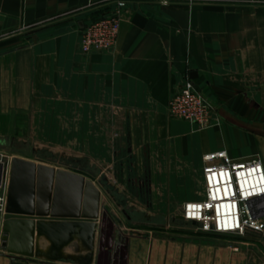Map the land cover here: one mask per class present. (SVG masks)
<instances>
[{
  "label": "crops",
  "instance_id": "obj_1",
  "mask_svg": "<svg viewBox=\"0 0 264 264\" xmlns=\"http://www.w3.org/2000/svg\"><path fill=\"white\" fill-rule=\"evenodd\" d=\"M102 6L103 0H0V135H19L21 120L45 113L49 136L64 137L65 150L78 147L104 169L95 175L86 165L77 173L109 185L125 200L127 216L128 206L162 214L201 200L207 153L225 150L235 162L259 159L264 166V0H137L122 12L115 47L84 54L83 31ZM187 79L214 108L207 129L168 114ZM107 205L99 215H108ZM131 226L149 235L123 233L108 243L98 219L92 264H264V231L222 242L184 234L169 240L166 227ZM76 247L64 255L82 256ZM20 258L0 250V264Z\"/></svg>",
  "mask_w": 264,
  "mask_h": 264
},
{
  "label": "built area",
  "instance_id": "obj_2",
  "mask_svg": "<svg viewBox=\"0 0 264 264\" xmlns=\"http://www.w3.org/2000/svg\"><path fill=\"white\" fill-rule=\"evenodd\" d=\"M137 0H103L100 14L85 27L80 43L84 54L113 49L117 43L121 15ZM170 5L172 0H155ZM193 1V0H189ZM254 3V1H250ZM255 4V3H254ZM171 118L184 120L207 129L214 108L187 79L181 92L169 101ZM1 163V162H0ZM204 197L182 206L183 220L196 222L197 230L207 236L245 237L264 231V166L259 159L235 162L225 150L203 156ZM5 170V164L2 163ZM9 176L0 175V237L6 217Z\"/></svg>",
  "mask_w": 264,
  "mask_h": 264
},
{
  "label": "rangeland",
  "instance_id": "obj_3",
  "mask_svg": "<svg viewBox=\"0 0 264 264\" xmlns=\"http://www.w3.org/2000/svg\"><path fill=\"white\" fill-rule=\"evenodd\" d=\"M14 42V40L12 41ZM42 114L38 113L31 116H36L39 118H29L26 120H21L19 129L21 134L19 135H0V165L5 164V171L9 176V183L12 175V167L15 160L22 162L21 170L23 171V176L25 177V184L28 186V191L24 196H20L24 200V206L29 207L30 203H33L35 209L38 206H46V204L50 201L53 193V180L49 171H57L62 170L69 173L80 175L77 172H81V170L86 169V165L89 166L90 172L95 175L103 174V168L100 167L97 162L91 163L86 156L82 157L81 152L79 150L75 151V148L72 145L71 150L70 146L65 150L64 146V137H54L49 136L47 134L48 125L52 120L41 119ZM43 134H39V132ZM57 142H56V141ZM74 149V150H72ZM97 161V160H95ZM3 167V166H2ZM4 169V168H3ZM44 169V170H43ZM101 182V181H100ZM97 183V186L94 187L100 193V200L98 203V213L99 209L103 206L104 200L101 198V190L104 195L110 196V203L112 207L107 205L106 209L108 215L106 217L99 215L100 222H105L107 225V234L106 242L112 243L115 238L121 236L123 239V233L130 234H143L144 236H148L149 232L145 231L144 228H137L140 232L133 230L135 227H132V224L140 225V226H152L154 230L158 229L160 231V227H166L165 233H162V236L168 237L169 240L176 238L182 234L185 235L186 239H196L197 237H205V239L211 240H219V241H238L239 237H234L231 235L227 236H207L200 233L196 226L192 223H189L185 220L179 219L178 217L181 215V208H173L169 210V212H164L162 214H153V212H145L135 213L134 207L128 206L126 210L128 211V216L123 213L122 201H125L122 198L116 197L113 194L109 185L104 183ZM194 185H197L195 180ZM99 189H98V188ZM9 188V185H8ZM195 186L192 188L191 192H195ZM201 190V186H200ZM102 194V195H103ZM195 194V193H194ZM8 195V191H7ZM103 197V196H102ZM131 201V200H130ZM128 205V203L125 202ZM126 205V206H127ZM24 228L22 225H13L11 229L2 230V236L0 237V250L1 253L5 252L11 255H18L21 257L20 259L24 260L23 263H15V264H30L32 260L27 258H36V256L31 255L30 250L32 245L35 244V240L33 241L29 235V233L20 234L17 232L15 227ZM115 228L124 227L126 228L125 232H117ZM113 229V232H112ZM152 229V230H153ZM23 230V229H22ZM25 230V229H24ZM150 230V229H146ZM142 231V232H141ZM11 237L14 239V245L12 247H1V241H3L4 236ZM157 235V234H156ZM97 237V236H96ZM97 239V238H96ZM95 239V240H96ZM73 244V243H72ZM71 244V245H72ZM70 245V246H71ZM77 245V244H76ZM111 245V244H110ZM40 246H42V250H47L50 248L49 242L46 239L40 240ZM47 246V247H46ZM44 247V248H43ZM46 247V248H45ZM96 247V246H95ZM45 250V251H46ZM112 249H109L111 253ZM78 252V247L75 249ZM74 251V252H75ZM73 255V254H71ZM95 255V249L93 254V260ZM111 255V254H110ZM83 256V255H82ZM78 255V257H82ZM75 263V262H73Z\"/></svg>",
  "mask_w": 264,
  "mask_h": 264
},
{
  "label": "water",
  "instance_id": "obj_4",
  "mask_svg": "<svg viewBox=\"0 0 264 264\" xmlns=\"http://www.w3.org/2000/svg\"><path fill=\"white\" fill-rule=\"evenodd\" d=\"M22 162L15 160L8 188L6 219L3 228L13 225L18 233H29L35 242L30 254L51 260H72L79 264H92L98 228V203L100 193L94 185L82 175L62 170L49 171L53 180V193L46 206L34 208L33 203L25 207L24 196L28 191L21 170ZM44 170V169H43ZM179 219L183 220L180 215ZM196 225V222H192ZM23 229V230H22ZM25 229V230H24ZM49 242L50 248L43 251L40 240ZM76 242L78 251L84 254L64 255V250ZM14 239L3 237L2 247H12Z\"/></svg>",
  "mask_w": 264,
  "mask_h": 264
},
{
  "label": "bare ground",
  "instance_id": "obj_5",
  "mask_svg": "<svg viewBox=\"0 0 264 264\" xmlns=\"http://www.w3.org/2000/svg\"><path fill=\"white\" fill-rule=\"evenodd\" d=\"M5 172V170L3 169V167L0 165V175L3 174Z\"/></svg>",
  "mask_w": 264,
  "mask_h": 264
}]
</instances>
